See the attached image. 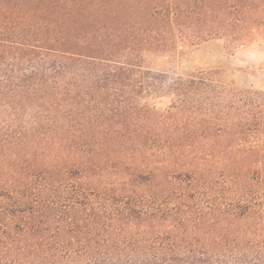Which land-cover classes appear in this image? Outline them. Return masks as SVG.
Returning <instances> with one entry per match:
<instances>
[{
	"label": "trees",
	"instance_id": "16d2710c",
	"mask_svg": "<svg viewBox=\"0 0 264 264\" xmlns=\"http://www.w3.org/2000/svg\"><path fill=\"white\" fill-rule=\"evenodd\" d=\"M255 35L264 0H0V264H264V90L150 63Z\"/></svg>",
	"mask_w": 264,
	"mask_h": 264
},
{
	"label": "rangeland",
	"instance_id": "374dc122",
	"mask_svg": "<svg viewBox=\"0 0 264 264\" xmlns=\"http://www.w3.org/2000/svg\"><path fill=\"white\" fill-rule=\"evenodd\" d=\"M161 61L164 62V70L170 68L166 64L170 61L174 73L211 72L229 85L254 91L264 90V37L261 35H255L248 43L239 46L223 41L206 42L182 58L178 53L172 59L161 55L157 59L153 58L150 63L156 66ZM171 102L170 93L163 91L160 94L145 95L143 99V103L160 110L169 107Z\"/></svg>",
	"mask_w": 264,
	"mask_h": 264
}]
</instances>
